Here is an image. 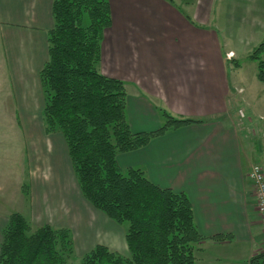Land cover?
<instances>
[{"label":"crops","instance_id":"crops-1","mask_svg":"<svg viewBox=\"0 0 264 264\" xmlns=\"http://www.w3.org/2000/svg\"><path fill=\"white\" fill-rule=\"evenodd\" d=\"M109 2L112 24L104 30L99 68L126 83L131 128L159 127L165 120L163 110L203 120L120 153V166L140 167L152 182L188 194L205 237L196 250L202 249V264H264V227L248 176L256 162L243 150L237 105L228 101L231 93L238 95L243 89L232 91L224 66L226 45L208 20L217 0H206L203 8V0L183 5L177 0ZM52 4L53 0H0V113L9 114L13 128L22 130L24 155L44 146V153H51L44 162L63 177L73 168L69 155L64 156L62 134L45 130L39 76L48 59ZM247 114L250 119L251 108ZM77 194L68 200L74 212ZM74 220L77 225L72 227L82 225L79 218Z\"/></svg>","mask_w":264,"mask_h":264},{"label":"trees","instance_id":"trees-1","mask_svg":"<svg viewBox=\"0 0 264 264\" xmlns=\"http://www.w3.org/2000/svg\"><path fill=\"white\" fill-rule=\"evenodd\" d=\"M52 14L48 59L39 72L45 130L62 134L88 203L115 222L127 223L128 256L97 244L79 264H198L195 252L204 236L188 194L152 182L140 167L123 168L118 155L203 120L163 110L159 127L132 129L126 83L99 68L104 30L112 24L109 0H53ZM249 57L264 83V40ZM74 250L70 228L34 226L15 211L2 229L0 264H76L71 261Z\"/></svg>","mask_w":264,"mask_h":264},{"label":"rangeland","instance_id":"rangeland-1","mask_svg":"<svg viewBox=\"0 0 264 264\" xmlns=\"http://www.w3.org/2000/svg\"><path fill=\"white\" fill-rule=\"evenodd\" d=\"M177 1L184 4L182 0ZM205 2L203 0L202 8ZM213 10V18L208 19L210 25L220 32L223 43L234 51L227 52L224 46V66L232 83V91L233 88L243 89L238 95L231 93L228 99L229 104L237 105L236 116L239 119L236 124L237 127L241 125L239 128L244 131L242 147L250 157L249 161L262 164L264 169V83L257 78V62L249 57L264 40V0H217ZM240 98L246 102H241ZM248 107L254 114L250 119ZM22 133V130L10 124L9 114L0 113V243L9 215L17 211L34 226L52 223L56 228H70L75 247L71 258L73 263H80L82 255L89 249H86L87 243L91 244L90 248L104 244L120 255L128 256L130 252L125 237L127 223L115 222L92 208L75 184L73 171L69 170L63 177L57 176L54 169L44 162V157L50 158L51 155L48 151L44 153V146H40L32 155L26 151L24 155ZM66 155H69L68 149L65 150ZM36 163L38 165L34 166ZM74 193H78L77 212L69 209L70 196ZM38 203L42 205L40 209ZM74 217L80 219L85 231L80 229L82 225L72 227L77 225ZM83 219L87 222L86 227ZM87 238L93 243L87 242ZM199 244L202 245V241ZM195 254L198 263L202 264L199 261L202 249Z\"/></svg>","mask_w":264,"mask_h":264},{"label":"built area","instance_id":"built-area-1","mask_svg":"<svg viewBox=\"0 0 264 264\" xmlns=\"http://www.w3.org/2000/svg\"><path fill=\"white\" fill-rule=\"evenodd\" d=\"M249 179L253 184V194L256 198V206L264 227V169L261 165H253L249 172Z\"/></svg>","mask_w":264,"mask_h":264}]
</instances>
